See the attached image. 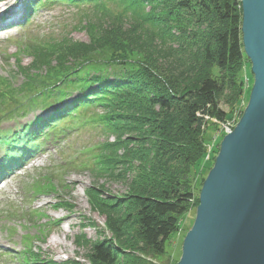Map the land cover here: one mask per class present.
Returning a JSON list of instances; mask_svg holds the SVG:
<instances>
[{"label":"trees","instance_id":"16d2710c","mask_svg":"<svg viewBox=\"0 0 264 264\" xmlns=\"http://www.w3.org/2000/svg\"><path fill=\"white\" fill-rule=\"evenodd\" d=\"M27 3L28 12L53 5L92 9L95 18L86 16L79 29H94L89 32L88 43L65 38L54 50H48L53 61L34 58L29 66L19 67V87L0 79V123L32 116L12 134L0 131L3 166L17 167L46 142L57 144L79 129L97 128L107 138L112 137L113 142L101 143L98 160L85 168L102 171L101 176H112L116 183L125 182L128 192L126 197L114 199L89 198L93 209L105 216L103 228L111 237L94 243L85 237L78 241L87 248L88 264H157L156 258L165 254V244L178 230L181 217L198 204V194L191 187V169L204 155L202 121L197 113L224 121L218 99L229 93L226 103L233 106L244 90L239 78L246 58L240 2ZM210 17L218 25L210 31L214 44L205 46V73L184 89L183 69L175 68V72L173 66L185 65L181 58L191 25L201 26ZM101 22L106 23L104 27ZM96 29L102 31L97 33ZM152 44L164 60L151 54V48L155 50ZM172 59L174 64H170ZM163 62L169 67H163ZM213 69L222 76L216 77ZM40 182L35 186L45 183Z\"/></svg>","mask_w":264,"mask_h":264},{"label":"rangeland","instance_id":"374dc122","mask_svg":"<svg viewBox=\"0 0 264 264\" xmlns=\"http://www.w3.org/2000/svg\"><path fill=\"white\" fill-rule=\"evenodd\" d=\"M27 2L28 0L0 2V14L4 11H1L4 4L7 3L4 8H8L2 19H7L10 12H13L12 18L22 15L21 21L17 23L23 24L21 28L17 26L0 34V79L16 87L22 83L19 67L29 66L34 58L43 60L46 57V62L53 61V56L49 58L47 54L48 50H54L65 38L73 43H88L89 32L94 29V26L79 29L86 16L95 18L92 9L86 11L53 5L37 10L33 16L28 15L25 19L29 7ZM30 18L31 21L28 22ZM105 24L101 22L99 25L104 27ZM216 25L218 22L212 17L201 26L191 25L189 36L184 40L186 45L183 47L186 51L181 58L185 65L173 66L175 72V68L183 69L182 88L185 89L197 80L196 77L205 73L202 68L205 64V46L208 42L214 44L210 31ZM101 31L96 29L97 33ZM54 42V45L48 47ZM152 45L155 50L151 48V54L158 60H164L161 51ZM171 62L170 64H174V59ZM168 63L163 62V67H169ZM240 67L239 78L244 82V90L238 102L233 106L227 104L229 93L218 99L219 109L225 113V120L228 121L238 122L248 103L253 82L250 64L246 58ZM28 71L34 73V70ZM212 72L216 77L222 76L219 70L213 69ZM201 118L208 120L205 121L204 129L202 123L200 125L204 155L194 169H191V187L195 194H198L204 178L212 168L219 144L224 137L217 136L219 129L213 121H218L216 117L202 112ZM30 119L29 116L19 122L1 123L0 131L14 132ZM63 138L57 144H43L25 168L8 175L0 184V264H50L51 261L56 264L69 261L88 264L87 248L78 239L85 237V240L94 243L103 237H111V233L103 228L105 216L93 209L89 198L105 200L126 197L128 185L125 182L116 183L112 176H101L102 171L95 173L85 166L98 160L101 143L113 142V138H107L99 129L90 127L70 132ZM209 146L212 154L206 158ZM39 181L45 183L35 186ZM130 204L132 203L127 206L132 209ZM195 208H191L181 217L178 230L165 244V254L156 258L155 263L176 264L179 260L182 241L194 221ZM54 240L59 244L50 245Z\"/></svg>","mask_w":264,"mask_h":264},{"label":"water","instance_id":"95a60500","mask_svg":"<svg viewBox=\"0 0 264 264\" xmlns=\"http://www.w3.org/2000/svg\"><path fill=\"white\" fill-rule=\"evenodd\" d=\"M248 103L219 144L176 264H264V0H239Z\"/></svg>","mask_w":264,"mask_h":264},{"label":"built area","instance_id":"2783aa9c","mask_svg":"<svg viewBox=\"0 0 264 264\" xmlns=\"http://www.w3.org/2000/svg\"><path fill=\"white\" fill-rule=\"evenodd\" d=\"M201 114H202L201 112L197 113V117L199 119H201V121H202V129H204V125L206 123L205 121L208 120V118H206V119L203 118V120H202ZM213 121H214V123H216L217 129H219V132H218L217 136H220V135L226 136L229 133H231L232 130L234 129L235 125H236V122H237L235 120H233V121H228V120H224V121H219L218 120L217 121V120H213ZM211 154H212V148L209 146L206 158H209V155L211 156Z\"/></svg>","mask_w":264,"mask_h":264},{"label":"bare ground","instance_id":"6f19581e","mask_svg":"<svg viewBox=\"0 0 264 264\" xmlns=\"http://www.w3.org/2000/svg\"><path fill=\"white\" fill-rule=\"evenodd\" d=\"M7 3L3 5V8L1 9V11H3V13L0 14V19L1 17L8 11V8L5 9L4 7H6ZM10 14V13H9ZM9 17V16H8ZM56 244H59L57 240H54V241H51L50 242V245H56Z\"/></svg>","mask_w":264,"mask_h":264}]
</instances>
